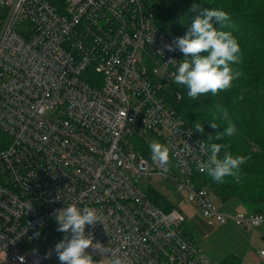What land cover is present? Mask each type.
Listing matches in <instances>:
<instances>
[{
	"label": "built area",
	"instance_id": "built-area-1",
	"mask_svg": "<svg viewBox=\"0 0 264 264\" xmlns=\"http://www.w3.org/2000/svg\"><path fill=\"white\" fill-rule=\"evenodd\" d=\"M146 4L0 0V130L9 140L0 151V264L42 263L26 242L39 232L46 241L55 213L72 203L101 216L85 229L93 243L132 264H216L186 235L177 208L149 198L143 178L171 180L209 224L264 226V213L221 212L193 180L207 143L158 92L183 57L165 47L173 42ZM145 132L169 147L175 169L129 141Z\"/></svg>",
	"mask_w": 264,
	"mask_h": 264
},
{
	"label": "trees",
	"instance_id": "trees-1",
	"mask_svg": "<svg viewBox=\"0 0 264 264\" xmlns=\"http://www.w3.org/2000/svg\"><path fill=\"white\" fill-rule=\"evenodd\" d=\"M155 13V21L161 31L173 42L184 36L191 28L195 18H203L205 10L218 9L228 13L230 19L223 30L231 31L237 38L243 51L242 62L238 65L241 78L229 91L201 95L197 100L187 96L184 86L170 82L165 86L166 101L185 120L194 134L207 143L229 144L234 155L250 156L242 166V179L236 183L228 177L220 184L212 181L206 172L194 175L198 186L208 191L222 202L236 198L250 213H264V0H147ZM217 28L221 26L215 25ZM192 38H195L193 36ZM201 52L200 56L207 55ZM178 90L181 99L170 95ZM241 96L243 97L241 99ZM217 105L227 107L229 120L235 125V133L223 141H208L210 135L223 131L226 122L216 129L209 123ZM195 123H201L204 131L197 132ZM136 137L135 148L145 156L150 155L147 141ZM8 143L7 136L0 130V150ZM222 154V153H221ZM149 198L165 211L176 208L173 195L162 192L156 187H145ZM186 220V219H185ZM185 223V222H184ZM183 223V225H184ZM182 225V227H183ZM58 224L53 220L49 224L48 239L53 247L65 237L57 231ZM184 230V228H183ZM188 236V233L184 231ZM41 232L38 233L40 237ZM190 239L194 240L191 236ZM55 254V251H54ZM93 259L100 260L94 253ZM58 259L57 255L55 254ZM221 264H241L235 255H229Z\"/></svg>",
	"mask_w": 264,
	"mask_h": 264
},
{
	"label": "clouds",
	"instance_id": "clouds-1",
	"mask_svg": "<svg viewBox=\"0 0 264 264\" xmlns=\"http://www.w3.org/2000/svg\"><path fill=\"white\" fill-rule=\"evenodd\" d=\"M229 19L228 13L223 10H205L203 18L197 16L184 36L177 37L173 44L165 45L168 51L179 49L185 56V59L176 65L173 82L184 86L191 100H197L201 95L208 93L216 96L219 92L229 91L242 76L238 68L243 58L241 45L231 31L223 30L225 22ZM216 24L221 27L217 28ZM193 36L195 38H192ZM201 52L208 54L200 56ZM189 54L192 56L191 60L187 59ZM217 121L226 122L227 126L223 131L216 132L215 136L210 135L208 141H223L225 137L234 135L235 125L229 120L227 107L216 106L209 122L213 129L221 126ZM195 130L202 133V124L195 123ZM148 147L151 159L166 169L171 163L169 147L157 139H152ZM229 148V144L209 143L206 146L207 159L198 162V170L206 172L216 183L222 184L228 177L239 183L242 179V166L251 157L234 155ZM55 220L58 224L57 231L66 234L54 248L60 264H105V260L107 264H132L126 256L118 254L116 250L99 242L93 243L92 234L86 233V226L94 227L97 222L103 224L96 209L87 206L80 208L72 203L59 209L55 213ZM90 248L99 252L103 258L93 259V255L88 251Z\"/></svg>",
	"mask_w": 264,
	"mask_h": 264
},
{
	"label": "rangeland",
	"instance_id": "rangeland-1",
	"mask_svg": "<svg viewBox=\"0 0 264 264\" xmlns=\"http://www.w3.org/2000/svg\"><path fill=\"white\" fill-rule=\"evenodd\" d=\"M145 138L147 144H149L152 139H157V137L151 132H145ZM129 141L132 142L134 146L136 145V137L129 138ZM170 165L173 169H175L172 159ZM139 182L143 189H145V187L152 186L162 192H167V194L170 193L175 196L174 199L176 208L186 219L183 225L184 231L188 233V236H191L194 239L203 253L211 261L216 264H221V262L229 255H235L239 258V260L240 258L243 260L242 264L249 263L245 253L249 249L256 252L255 246L251 243L254 228L246 230V232L244 231L242 233H238L233 230L237 227L231 220H229L226 224H209L202 216L201 212L193 204L184 200V198L182 199L183 196L176 191L175 186L169 179L143 178ZM213 200L217 208L223 213L233 215L238 212H246L244 206L236 198H231L222 202L221 200L213 197ZM256 228L257 227H255V229ZM243 229L245 230L246 228ZM32 248H36L43 255L44 259L40 264H60L54 254V247L49 240L42 241L38 236H31L28 238L24 250L29 252ZM88 251L92 253L91 248ZM6 264L19 263L7 262ZM27 264L34 263L29 261Z\"/></svg>",
	"mask_w": 264,
	"mask_h": 264
},
{
	"label": "crops",
	"instance_id": "crops-1",
	"mask_svg": "<svg viewBox=\"0 0 264 264\" xmlns=\"http://www.w3.org/2000/svg\"><path fill=\"white\" fill-rule=\"evenodd\" d=\"M214 197V196H213ZM226 224V223H225ZM237 228L233 229L238 233L246 232L249 229H243L245 227L235 225ZM243 230V231H240ZM251 243L256 248V252L252 249L246 251L245 255L249 261L248 264H264V257L261 255V251H264V227L258 226L256 229H253V235ZM243 260L240 258V263L242 264Z\"/></svg>",
	"mask_w": 264,
	"mask_h": 264
},
{
	"label": "bare ground",
	"instance_id": "bare-ground-1",
	"mask_svg": "<svg viewBox=\"0 0 264 264\" xmlns=\"http://www.w3.org/2000/svg\"><path fill=\"white\" fill-rule=\"evenodd\" d=\"M144 1H146V5H145V9H143V12H145L147 15H148V17H149V19H151V24L155 27V28H157L158 29V31L159 32H161V33H163L162 31H161V29L157 26V24H156V21H155V13H154V11H153V8H152V6H151V4L147 1V0H144ZM164 34V33H163ZM165 35V34H164ZM166 36V35H165ZM167 37V36H166ZM147 52L148 53H150L151 52V49L150 48H147ZM181 54H182V57H183V59H185V56H184V54L181 52ZM187 59H189V60H191L192 59V56H191V54H189V56L187 57ZM176 70H174V72H175ZM164 79H166V81L168 82V79L165 77ZM164 79L162 80V83H164ZM166 82V83H167ZM169 82H173V81H169ZM159 92V94L160 95H164L165 97H166V94L167 93H165V91H162V93H161V89L158 91ZM170 95H172V96H174V97H176L178 100H180L181 99V94H180V92L178 91V90H172L171 92H170ZM175 110V109H174ZM176 111V110H175ZM177 113V112H176ZM178 114V113H177ZM179 115V114H178ZM180 116V115H179ZM199 138V137H198ZM8 144H9V140H8V143H7V145L4 147V148H6L7 146H8ZM3 148V149H4ZM2 150V149H1ZM0 150V151H1Z\"/></svg>",
	"mask_w": 264,
	"mask_h": 264
},
{
	"label": "water",
	"instance_id": "water-1",
	"mask_svg": "<svg viewBox=\"0 0 264 264\" xmlns=\"http://www.w3.org/2000/svg\"><path fill=\"white\" fill-rule=\"evenodd\" d=\"M167 81H166V79H164V83H166Z\"/></svg>",
	"mask_w": 264,
	"mask_h": 264
}]
</instances>
